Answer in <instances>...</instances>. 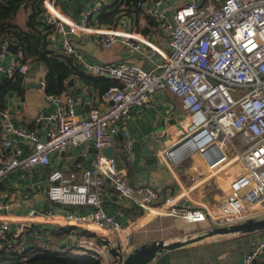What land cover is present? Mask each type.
<instances>
[{"label":"built area","instance_id":"2783aa9c","mask_svg":"<svg viewBox=\"0 0 264 264\" xmlns=\"http://www.w3.org/2000/svg\"><path fill=\"white\" fill-rule=\"evenodd\" d=\"M164 1L94 0L75 21L59 13L56 0H42L39 29L51 51L71 58L88 75L116 80L118 85L109 86L102 94L104 104L90 108L85 116L76 114L74 100L66 91L45 93L51 111L35 116L31 129L15 126L9 111L0 108V179L17 170L46 169V198L59 208L46 210L41 214L44 218L76 220L79 214L68 208L85 206L90 209L89 220L115 235L108 239L72 228L63 238L60 247L97 258L100 264H122L133 248L130 238L138 227L136 219L121 224L104 210L108 186L120 204L131 201L141 210L162 206L188 222H206L208 228L264 216V0H178L166 9ZM107 4L114 10L131 8L150 19L151 36L114 28V23L101 24L97 17ZM79 34L94 36L102 48L120 43L130 55L140 56L145 66L125 60L87 62L72 39ZM8 45L9 40L0 44V58ZM26 69L22 58H12L5 67L0 64L6 78L22 75ZM39 86L45 92L46 81L41 80ZM164 91L177 99L184 118L180 137L169 139L162 157L176 168L198 155L208 173L201 177L203 182L224 172L226 188L217 201L195 203L183 200L184 193L159 201L154 188L130 185L113 155L98 153L89 167H50L51 155L67 147L91 145L101 152L112 145L118 132L127 134L132 108H148L152 96ZM23 230L24 224L12 227L0 219V246L18 238ZM263 253L264 234H255L242 264H252ZM150 264L173 263L154 259Z\"/></svg>","mask_w":264,"mask_h":264},{"label":"crops","instance_id":"0c3cea01","mask_svg":"<svg viewBox=\"0 0 264 264\" xmlns=\"http://www.w3.org/2000/svg\"><path fill=\"white\" fill-rule=\"evenodd\" d=\"M177 1L165 0L163 8H171ZM56 2L59 13L75 21H79L82 13L94 4V0H56ZM109 7L110 4H107L103 12L98 15L99 21L105 18V16L102 17V13L116 9ZM120 10L112 16L111 20L101 21L103 22L101 24L114 23V28L140 31L144 35L151 36L153 22L150 19L131 8L125 11ZM29 13V5L20 6L15 13L14 21L20 28L31 34L27 24ZM166 13L171 16L170 10ZM35 28L32 32L35 37L30 38L31 51H37L39 44L44 45L48 50H53L48 46L45 33L39 29V24L35 25ZM72 39L80 45L82 55L87 62L109 63L125 60L145 66L140 56L130 55L120 43L114 44L111 48H102L92 35H73ZM57 40L59 41L60 38ZM58 41L57 45H59ZM9 43L16 46L15 50L9 49L8 45V52L0 58V64L5 67L12 58H22L27 62V69L22 74L21 92L18 94L16 91H11L5 99L4 108L9 111L15 126L31 129L35 125V116H47L51 111L50 106L45 103L46 92L39 86V82L45 80L46 70L35 56L24 58L22 47L16 39H10ZM76 66L87 74L81 66L77 64ZM5 77L0 72V81ZM66 92L73 98L75 112L78 116H85L90 108L104 104L102 99L104 92L98 86L85 83L77 74L68 77ZM178 118L181 119L177 120ZM183 118L184 112L177 99L165 91L157 92L152 96L151 105L148 108L139 106L132 108L127 122V134L118 132L111 145L114 148L113 156L118 166L124 169L130 185H146L154 188L159 192V201L163 200L166 195L184 193L183 200L190 198L195 203H212L220 198L226 188L224 172H216L203 182L201 177L207 176L208 173L202 166L198 155L186 158L176 168H171L166 159L162 157V149L169 144V139L175 141L180 137L182 127L179 124H182L180 121ZM2 136L3 130L0 126V153L3 151ZM98 153L102 154L91 145L80 144L67 147L51 155L50 167L63 170L89 167ZM46 176L47 170L38 168L30 173L17 170L0 179V219L7 220L12 227L24 224V230L19 236L20 243L17 242L18 239L11 240L17 242L21 250L33 249L37 246L45 248L64 246L63 238L72 228L74 231H85L86 229L96 236H106L108 239L115 237L112 232L100 228L87 218L89 207L68 208V210H75L80 216L79 219L67 220L68 222L64 218L55 222L44 218L41 215L43 212L57 211L59 208L57 204L46 198ZM103 208L107 213L115 215L121 224L129 218L136 219L138 227L130 238L133 239L132 242L130 240L132 247L152 240H174V238L188 236L208 228L206 222H188L180 216L169 214L162 206L141 210L131 201L120 204L112 187L109 186L105 191ZM30 210L34 211V215L29 214ZM75 224L80 227L72 226ZM54 231L60 233L59 238L52 237ZM255 234L262 235L264 230L249 234L214 236L199 243L163 253L154 259L160 263L172 262L173 264L214 262L238 264L239 259L249 251L250 239ZM252 264H264V253Z\"/></svg>","mask_w":264,"mask_h":264},{"label":"trees","instance_id":"16d2710c","mask_svg":"<svg viewBox=\"0 0 264 264\" xmlns=\"http://www.w3.org/2000/svg\"><path fill=\"white\" fill-rule=\"evenodd\" d=\"M127 1L135 3L137 0ZM41 2L42 0H0V44L4 40L16 39L22 47L25 59L32 55L42 62L46 70L45 92L47 94H60L66 91L67 79L72 74H77L85 83L98 86L102 92L109 86L118 85L116 80L85 74L79 70L71 58L55 54L42 44H39L37 51H31L29 47L32 44L30 38L35 37L32 32L43 16ZM22 5L30 6L27 24L31 34L20 28L14 21L15 13ZM117 12L118 10H113L102 13V17L105 16V18L100 19V21L111 20ZM22 85V75H16L12 78L5 77L0 81V108H4L5 99L11 91H16L18 94L21 92ZM53 236L59 238L60 233L54 231ZM16 239L20 243L19 237ZM11 240L13 239L10 238L8 244H1L2 246H0V264H100L97 258L78 256L69 252L65 247L45 248L37 246L33 249L21 250L17 246V242Z\"/></svg>","mask_w":264,"mask_h":264},{"label":"water","instance_id":"95a60500","mask_svg":"<svg viewBox=\"0 0 264 264\" xmlns=\"http://www.w3.org/2000/svg\"><path fill=\"white\" fill-rule=\"evenodd\" d=\"M15 47L16 46L14 44L9 43V49L14 51ZM181 118H178L177 120H180ZM101 152L104 156H111L113 155L114 148L110 145L102 148ZM260 230H264V216L248 218L241 222L227 226H215L207 228L195 233H191L188 236L174 238V240H152L143 242L132 248L122 264H150L154 258L163 253L174 251L191 244L199 243L207 238L232 234H249ZM242 260L243 256L239 259L238 264H242Z\"/></svg>","mask_w":264,"mask_h":264},{"label":"rangeland","instance_id":"374dc122","mask_svg":"<svg viewBox=\"0 0 264 264\" xmlns=\"http://www.w3.org/2000/svg\"><path fill=\"white\" fill-rule=\"evenodd\" d=\"M131 240V242L133 241V239H130Z\"/></svg>","mask_w":264,"mask_h":264}]
</instances>
